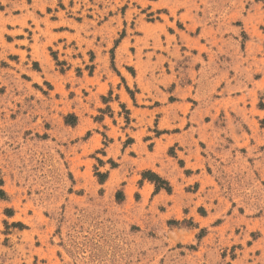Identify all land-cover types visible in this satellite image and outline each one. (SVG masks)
Listing matches in <instances>:
<instances>
[{
    "label": "rangeland",
    "instance_id": "374dc122",
    "mask_svg": "<svg viewBox=\"0 0 264 264\" xmlns=\"http://www.w3.org/2000/svg\"><path fill=\"white\" fill-rule=\"evenodd\" d=\"M0 192V264H264V0H0Z\"/></svg>",
    "mask_w": 264,
    "mask_h": 264
},
{
    "label": "trees",
    "instance_id": "16d2710c",
    "mask_svg": "<svg viewBox=\"0 0 264 264\" xmlns=\"http://www.w3.org/2000/svg\"><path fill=\"white\" fill-rule=\"evenodd\" d=\"M74 119V117H73ZM144 179H148L152 183L156 184L157 190L165 189L167 192H171V187L169 183L165 180H163L160 176L154 173L146 172L144 173ZM100 179L103 177V175H99ZM2 194V192H0Z\"/></svg>",
    "mask_w": 264,
    "mask_h": 264
}]
</instances>
